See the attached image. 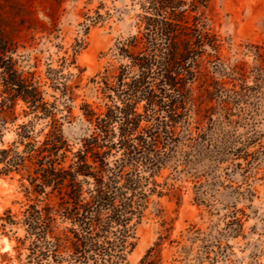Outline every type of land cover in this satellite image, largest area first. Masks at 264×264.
I'll return each mask as SVG.
<instances>
[{"label": "trees", "instance_id": "16d2710c", "mask_svg": "<svg viewBox=\"0 0 264 264\" xmlns=\"http://www.w3.org/2000/svg\"><path fill=\"white\" fill-rule=\"evenodd\" d=\"M209 1H139L136 33L115 43V55L125 63L100 74L99 91L109 104L99 113L85 102L80 107L91 132L79 139L77 150L64 130L73 118L76 86L49 71L47 79L60 92L59 107L58 98L45 99L34 71L20 69L0 52V140L7 124L17 122L19 103L24 117L47 120L37 133L42 139L29 120L17 124L16 140L0 149V177L19 175L27 200L21 218L11 209L0 214V233L7 226L26 227L18 242L29 240V263H124L136 246L130 239L150 196L164 195L157 188L166 183L156 177L167 167L177 171L204 158L208 144L218 147L215 131L264 82L260 47L255 46L252 65L220 58L223 40L203 10ZM89 19L95 24L101 16ZM250 78L255 85L246 84ZM113 154L119 156L109 162ZM169 192L180 197V189ZM64 222L69 227L59 230ZM233 222L242 225L238 218ZM160 245L138 264H158ZM205 259H211L208 251L196 262Z\"/></svg>", "mask_w": 264, "mask_h": 264}, {"label": "rangeland", "instance_id": "374dc122", "mask_svg": "<svg viewBox=\"0 0 264 264\" xmlns=\"http://www.w3.org/2000/svg\"><path fill=\"white\" fill-rule=\"evenodd\" d=\"M139 1L0 0V52L17 60L20 69L34 71L45 99L58 98L59 107L60 92L47 79L49 71H58L61 80L76 86L70 102L73 118L64 124L73 150L91 132L82 103L98 113L109 104L99 91L100 74L106 67L125 63L115 55V43L136 33ZM203 10L223 40L220 58L230 65H252L255 46L264 50V0H210ZM96 13L101 19L94 24L89 18ZM246 84L255 85L251 78ZM254 87L247 104L235 108L231 122L224 120L213 134L218 147L208 144L211 151L204 158L193 159L177 171L167 167L156 177L158 183H166L157 188L164 195L150 196L130 239L136 246L122 264H138L156 242H161L158 264H197L196 257L205 251L211 259L204 264H264V82ZM23 108L22 103L16 106L19 118L14 125L7 124L0 149L16 140L17 124L32 120L35 135L46 125L47 120L24 117ZM40 139L42 135H37ZM118 156L113 154L108 161ZM19 178L17 174L0 177L4 181L0 214L11 209L16 219L27 203ZM171 187L180 189L178 199L171 196ZM235 218L241 220V227L233 222ZM68 225L61 223L59 230ZM26 234L20 224L0 233V264H31L29 240L18 242Z\"/></svg>", "mask_w": 264, "mask_h": 264}, {"label": "bare ground", "instance_id": "6f19581e", "mask_svg": "<svg viewBox=\"0 0 264 264\" xmlns=\"http://www.w3.org/2000/svg\"><path fill=\"white\" fill-rule=\"evenodd\" d=\"M81 57L84 59L85 55H84V57H83V56H81ZM3 183H4V181L1 180V181H0V189L2 188ZM137 253H138V249H136V250L133 252V255H136Z\"/></svg>", "mask_w": 264, "mask_h": 264}]
</instances>
